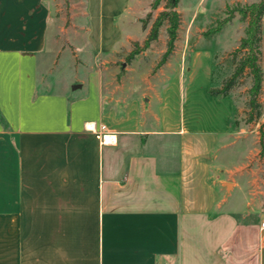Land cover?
<instances>
[{
    "label": "crops",
    "instance_id": "0c3cea01",
    "mask_svg": "<svg viewBox=\"0 0 264 264\" xmlns=\"http://www.w3.org/2000/svg\"><path fill=\"white\" fill-rule=\"evenodd\" d=\"M103 11L86 13L88 60L66 91L49 92L37 67L46 0H0V264H187L183 220L219 207L210 161L233 103L209 95L211 56L196 52L177 69L155 112L117 114L104 108L100 66L137 40L128 26L140 16ZM261 222L264 212L253 242L234 226L200 264H264Z\"/></svg>",
    "mask_w": 264,
    "mask_h": 264
},
{
    "label": "rangeland",
    "instance_id": "374dc122",
    "mask_svg": "<svg viewBox=\"0 0 264 264\" xmlns=\"http://www.w3.org/2000/svg\"><path fill=\"white\" fill-rule=\"evenodd\" d=\"M137 1L46 0L50 20L47 50L38 58L39 90L66 91L73 79L72 70L88 60L90 55L84 46L85 28H93V21L86 13L93 14L101 7L104 14L113 12L122 20L128 17L124 8H131L133 15L140 16L139 24L132 20L133 24L128 26L135 32L137 40L104 57L105 62L100 66L103 105L117 114L127 109L155 112L163 86L177 69L184 72L190 66L191 56L196 52L211 56L209 68L211 74L218 77L217 81L232 76L244 53L236 49L248 21L234 9L261 0H178L177 36L171 52L164 59L168 41L166 24L160 27L157 39L147 48L144 41L158 14L165 10L167 0H162L154 9L151 8L153 0H140L141 5ZM231 12L230 22L218 32L208 33ZM123 30L127 31V28ZM260 37L258 64L262 85L257 97L260 115L250 119L247 103L251 76L246 69L233 80L230 88L229 99L233 103L231 131L210 161V178L220 191L219 207L213 215L183 220L180 254L187 264H200L205 258L201 252H206L205 260L212 261L216 248L226 240L234 226L243 229L241 236L245 240H255L253 229L264 212V14ZM133 51L137 53L130 57Z\"/></svg>",
    "mask_w": 264,
    "mask_h": 264
},
{
    "label": "trees",
    "instance_id": "16d2710c",
    "mask_svg": "<svg viewBox=\"0 0 264 264\" xmlns=\"http://www.w3.org/2000/svg\"><path fill=\"white\" fill-rule=\"evenodd\" d=\"M162 0H153L151 8L154 9L158 7ZM178 0H167L165 10L160 12L156 17L154 23L152 24L149 34L144 41V47L147 48L149 44L155 41L158 37V32L161 26L167 25V53H165L164 58L171 52L173 44L176 40L177 30L179 26V15L176 11V6ZM243 20L248 19L247 25L245 27L244 36L240 39L239 45L237 47V52H244L241 59L238 61L232 76L222 82L217 81L218 77L211 74L209 95L212 97H220L224 99L230 98V88L233 80L240 76L246 69L249 71L251 76V86L249 88V100L248 108L250 112V119L253 120L260 115V105L257 102V97L261 91L262 85V71L258 64V53H259V43L260 28H261V18L264 14V0L258 3H252L245 6H238L236 9ZM233 12L228 13V15L221 21H218L216 26L208 31V33H216L221 27L230 22L232 19ZM137 52L133 51L130 53V57H133ZM254 114V116H253ZM0 122L5 123L3 117L0 114Z\"/></svg>",
    "mask_w": 264,
    "mask_h": 264
},
{
    "label": "built area",
    "instance_id": "2783aa9c",
    "mask_svg": "<svg viewBox=\"0 0 264 264\" xmlns=\"http://www.w3.org/2000/svg\"><path fill=\"white\" fill-rule=\"evenodd\" d=\"M259 229L264 230V222H261L259 225Z\"/></svg>",
    "mask_w": 264,
    "mask_h": 264
},
{
    "label": "water",
    "instance_id": "95a60500",
    "mask_svg": "<svg viewBox=\"0 0 264 264\" xmlns=\"http://www.w3.org/2000/svg\"><path fill=\"white\" fill-rule=\"evenodd\" d=\"M76 88H79V85H73L72 86V89H76Z\"/></svg>",
    "mask_w": 264,
    "mask_h": 264
},
{
    "label": "bare ground",
    "instance_id": "6f19581e",
    "mask_svg": "<svg viewBox=\"0 0 264 264\" xmlns=\"http://www.w3.org/2000/svg\"><path fill=\"white\" fill-rule=\"evenodd\" d=\"M110 139H111V138H109V137H106V138H105V141H109Z\"/></svg>",
    "mask_w": 264,
    "mask_h": 264
}]
</instances>
